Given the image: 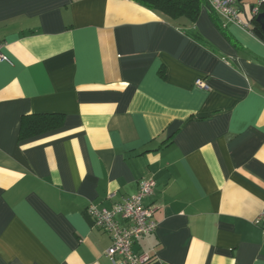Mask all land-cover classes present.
<instances>
[{
  "label": "crops",
  "instance_id": "obj_1",
  "mask_svg": "<svg viewBox=\"0 0 264 264\" xmlns=\"http://www.w3.org/2000/svg\"><path fill=\"white\" fill-rule=\"evenodd\" d=\"M213 19L0 0V264H112L86 208L146 178L157 226L133 249L149 264H264V42ZM54 113L20 139L23 116Z\"/></svg>",
  "mask_w": 264,
  "mask_h": 264
},
{
  "label": "built area",
  "instance_id": "obj_2",
  "mask_svg": "<svg viewBox=\"0 0 264 264\" xmlns=\"http://www.w3.org/2000/svg\"><path fill=\"white\" fill-rule=\"evenodd\" d=\"M211 10L222 17L227 24H232L241 30L249 32V20L243 21L239 14L241 5L238 0H208ZM260 6H264V0H258V4L252 6L251 15L255 17L260 13ZM8 61L3 52V44L0 42V62ZM199 88H207V85L198 80ZM155 182L150 179L138 181L137 192L110 208H99L89 204L87 213L92 219L93 225L108 234L111 244L105 251V256L112 264H149L151 257L148 254H138L133 251L134 242L156 230V222L152 219L153 207L145 205V198L152 195ZM256 224L264 227V211L256 219Z\"/></svg>",
  "mask_w": 264,
  "mask_h": 264
},
{
  "label": "trees",
  "instance_id": "obj_3",
  "mask_svg": "<svg viewBox=\"0 0 264 264\" xmlns=\"http://www.w3.org/2000/svg\"><path fill=\"white\" fill-rule=\"evenodd\" d=\"M131 1L149 10L161 12L171 18L174 19L185 18L191 22L196 21L202 7L208 9L212 19L214 18V16L217 15L211 10L208 0H131ZM260 11L264 12V6H260ZM249 22L251 25H253L254 28V30L251 29L250 30L255 35L260 37V39L264 42V34L261 32L259 25L255 22V17L252 16ZM215 23L217 28L222 33L226 34L223 27H221V25H219L217 21ZM62 121H63L62 114L54 113V114L25 115L22 117L20 122L19 137L20 139H26L36 135H40L45 132L56 130L61 126Z\"/></svg>",
  "mask_w": 264,
  "mask_h": 264
},
{
  "label": "rangeland",
  "instance_id": "obj_4",
  "mask_svg": "<svg viewBox=\"0 0 264 264\" xmlns=\"http://www.w3.org/2000/svg\"><path fill=\"white\" fill-rule=\"evenodd\" d=\"M244 3H245V7H246L245 8L246 9V16H247V18H249L251 16L250 7L258 4V0H245ZM240 17H242L244 21L246 20L245 16L243 15L242 12H240Z\"/></svg>",
  "mask_w": 264,
  "mask_h": 264
},
{
  "label": "water",
  "instance_id": "obj_5",
  "mask_svg": "<svg viewBox=\"0 0 264 264\" xmlns=\"http://www.w3.org/2000/svg\"><path fill=\"white\" fill-rule=\"evenodd\" d=\"M255 22L259 25L261 32L264 34V12H260L255 16Z\"/></svg>",
  "mask_w": 264,
  "mask_h": 264
}]
</instances>
